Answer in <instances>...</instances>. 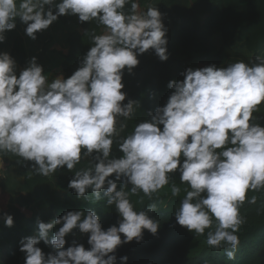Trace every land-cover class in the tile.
Listing matches in <instances>:
<instances>
[{"label":"clouds","instance_id":"obj_1","mask_svg":"<svg viewBox=\"0 0 264 264\" xmlns=\"http://www.w3.org/2000/svg\"><path fill=\"white\" fill-rule=\"evenodd\" d=\"M139 7L137 0H0V43L17 20L33 40L61 16H78L81 23L98 20L105 28L92 34L93 46L67 79L60 75L50 82L36 57L17 76L15 59L0 53V153L34 162L31 173L44 177L65 166L72 171L95 153L96 163L76 171L68 188L78 197L114 205L122 218L107 230L95 210L68 211L50 222L38 219L36 235L20 242L25 264H116L120 246L142 241L144 230L157 235L160 228L150 215L156 203L137 211L130 195L142 191L151 198L177 171L191 189L175 213L177 223L203 235L215 220L207 244L227 245L226 257H235L236 233L244 223L240 209L246 200L256 203L249 191L264 189V125L253 117L264 104V56L186 69L182 81L168 83L173 91L167 103L122 139L123 155L113 158L114 139L139 107L131 99L124 103V71L132 74L138 56L149 50L162 62L169 59L161 12ZM180 191L173 183L172 196ZM4 222L13 227L14 217L5 214ZM75 230L88 235L90 248L75 240L66 247ZM41 242L55 253L46 255ZM120 259L127 264L126 256Z\"/></svg>","mask_w":264,"mask_h":264},{"label":"trees","instance_id":"obj_2","mask_svg":"<svg viewBox=\"0 0 264 264\" xmlns=\"http://www.w3.org/2000/svg\"><path fill=\"white\" fill-rule=\"evenodd\" d=\"M153 1L137 0L140 5L138 11H146L145 8L152 5ZM160 4L163 23L168 29L169 59L162 62L154 50H149L138 56L140 64L133 69L132 74L124 71L123 91L127 93L124 103L131 99L138 102L139 107L134 110L132 120L125 121L127 128L114 139L113 158L123 155L119 151L122 139L129 135L138 123L150 120L149 114H154L157 107L167 103L173 91L168 88V83L178 81L173 75V63H180L184 72L188 68L195 70L211 65L218 68L227 67L241 60L248 63L254 61L257 56H263L264 53V0H160ZM128 8L130 5H126V10ZM206 13L211 15L209 29L201 31L199 16ZM58 20L68 23L73 19L59 17ZM77 20L79 29L69 34V48L62 51L64 63L61 75L65 79L80 67V61L93 46L92 34L100 35L105 31L98 20L84 23H81L78 17ZM26 37L27 34L18 37L10 47L12 54L21 50V62ZM38 38L37 35L35 41ZM215 38L221 41L220 45H214ZM234 40L245 44L246 49L252 54L251 60L233 49L230 43ZM147 85L149 89L146 96L142 87ZM253 117L254 122L264 125V104L258 107ZM5 154L13 158L20 171L31 173L34 162L24 161L12 153ZM95 155L94 153L92 157L82 159L72 171L66 166L58 169L55 173L57 182L32 173L33 176L26 179L28 192L19 195L24 202L23 206L10 207L12 193L0 187V216L10 212L14 217L13 227L0 229L2 231L0 243L5 244L7 258L0 264H25V254L19 250L20 242L35 236L38 231L37 220L30 209L31 206L40 210L39 220L43 222H50L68 211L83 209L95 210L105 230L113 225L118 226L122 218L114 205L107 206L105 200L96 202L78 197L74 190L68 188L69 181L74 178L76 171L96 163ZM117 183L119 187L121 182ZM173 183L181 189L180 194L175 197L171 194ZM128 187L130 189L131 185ZM189 190L191 189L187 184L180 182V173L177 171L170 174L169 185L153 193L151 198L142 191L130 195V200L137 211L146 210L150 204L156 203L157 209L150 215L160 222V228L157 235L144 230L142 241L134 240L120 246L114 253L117 257L116 264H122L120 258L125 256L128 258L127 264H264V189L249 191L247 196L249 198L255 196L256 203L250 204L246 200L240 209L244 223L236 233L239 245L235 250L234 259L226 257L224 248L227 245L220 248L205 246L207 232L215 231V220L212 228L206 229L203 235L194 231L189 232L177 223L175 213ZM59 194H63L62 200L58 199ZM121 238L124 239L123 235ZM73 240L83 244L86 249L90 248L87 234L75 230V235L67 237L66 247L71 246ZM39 247L46 255L50 252L55 253L53 248L43 242Z\"/></svg>","mask_w":264,"mask_h":264},{"label":"crops","instance_id":"obj_3","mask_svg":"<svg viewBox=\"0 0 264 264\" xmlns=\"http://www.w3.org/2000/svg\"><path fill=\"white\" fill-rule=\"evenodd\" d=\"M59 2L60 0H57V3ZM151 6L158 7L159 11H161L160 0H154ZM47 7L48 6H46V9ZM77 17L78 16L71 15L61 16V18L73 20L68 23L57 20L47 30L37 33L39 37L37 41L31 39L29 36L26 37L23 43L24 54L22 55V62L20 60L22 54L21 50L17 51L15 54H12V51L10 50L14 41L18 37H23L26 34L25 30L27 25L17 20V27L14 30L5 33V42L0 43V53L6 52L15 59L17 64V76H19V73L29 65L30 60L33 57H36L37 63L43 66L44 73L49 76V80L51 82V80H54L56 77L61 75L62 65L64 63L62 51L69 48V34L79 29ZM210 18L211 15L209 13L199 16L201 31H207L209 29ZM235 41L237 42V40H234L230 43L232 47ZM244 47L246 48L245 44ZM246 57L249 58L248 56ZM249 59L251 60V58ZM0 160H3V167H0V187L12 193L9 206H23L24 202L19 195L22 192H28L26 188V179L32 177L33 175L30 172L20 171L13 158L8 156V154H0ZM48 178L53 182H57L55 173L48 176ZM30 209L34 213V218L38 220L41 213L40 210L32 206ZM8 215H10V212ZM4 216L5 215L0 216V229L7 227L5 226ZM1 235L2 231L0 230V236ZM6 259L5 244L0 243V262H4Z\"/></svg>","mask_w":264,"mask_h":264},{"label":"rangeland","instance_id":"obj_4","mask_svg":"<svg viewBox=\"0 0 264 264\" xmlns=\"http://www.w3.org/2000/svg\"><path fill=\"white\" fill-rule=\"evenodd\" d=\"M220 44H221V41H218L217 38H215L214 45L216 46V45H220ZM233 47H234V49L237 52H241V53L245 54L246 56H248L249 58L252 59L251 53L248 50H246V48L244 47V44H241L238 41L237 42L235 41L234 44H233ZM172 65H173V68H174V70H173L174 77L178 81H182L184 79L183 76L181 75V73H182V65L180 63H173ZM142 88H143L144 95L147 96L148 95L149 86L148 85L147 86H143ZM132 118H133V116H131V118L128 119V120H132ZM58 199L62 200L63 199V194H59L58 195ZM205 246L207 247L208 244H205Z\"/></svg>","mask_w":264,"mask_h":264}]
</instances>
